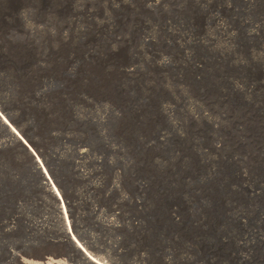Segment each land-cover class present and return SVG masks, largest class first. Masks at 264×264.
<instances>
[{"label": "rangeland", "instance_id": "374dc122", "mask_svg": "<svg viewBox=\"0 0 264 264\" xmlns=\"http://www.w3.org/2000/svg\"><path fill=\"white\" fill-rule=\"evenodd\" d=\"M0 100L106 258L264 264V0H0ZM4 138L0 264L56 259L51 199Z\"/></svg>", "mask_w": 264, "mask_h": 264}, {"label": "bare ground", "instance_id": "6f19581e", "mask_svg": "<svg viewBox=\"0 0 264 264\" xmlns=\"http://www.w3.org/2000/svg\"><path fill=\"white\" fill-rule=\"evenodd\" d=\"M2 101V100H0ZM6 104V103H5ZM4 103L0 102V131L3 133V135L5 136L2 144L4 147L7 148V150L10 152H18L20 150H22V152H24V154H28V156H30V159L32 160V164L35 168H37L38 172H39V176L40 179L42 180L41 182V186L42 189L44 191L47 192L48 196L50 197V201L54 206V217H55V222L57 223L56 227H51L52 228V232L51 230H49L51 232L50 237H53L56 239V246H58L59 248V252L57 253L56 251H53L54 253L56 252L57 254H53L54 257H56V259L51 257H44V254L47 253L45 252L43 253H38V252H31L26 250L25 254L26 256H29V258H27L26 256L22 257L19 256V254L16 253V251H10L11 252V258L8 260V258L6 260H8L7 263L9 264H45L44 259L47 258L46 260V264H53L54 262L57 264H119L115 261H112L108 258H106L105 256H103L99 251L101 250L98 245L95 243V241L93 240V238L89 235H87L84 231L81 230V227H79L80 224V216L78 215V212L76 211V203H75V199L72 197L68 200H65L62 196H60V192L59 189L57 188V186L55 185L53 179L51 178L48 170L46 169L45 165L43 164V162L40 159V156L37 155L36 151L31 147V145L26 141V139L23 137L22 134H28V127L25 124H19L16 120H15V116H13V114H10L7 110H6V105ZM8 108V107H7ZM13 122V123H12ZM13 124H15V127ZM29 135V134H28ZM27 135V136H28ZM29 137V136H28ZM28 139V138H27ZM30 140V139H29ZM32 142V139L30 140ZM34 143V142H33ZM20 148V149H19ZM21 152V151H20ZM19 152V153H20ZM18 153V154H19ZM21 154V153H20ZM23 154V153H22ZM253 165V164H252ZM244 166V165H243ZM242 166V167H243ZM251 166V165H250ZM247 167V166H246ZM245 167V168H246ZM260 167V166H259ZM251 168V167H250ZM255 168V167H254ZM264 168V167H263ZM247 169V168H246ZM249 169V167H248ZM241 170V169H240ZM245 172V169H243ZM243 172V173H244ZM242 173V172H241ZM240 174V173H239ZM246 175V173H245ZM244 175V176H245ZM243 177V176H242ZM44 180V181H43ZM247 180V179H246ZM247 183V182H246ZM247 185V184H246ZM256 185V184H255ZM258 186V185H257ZM250 187V186H249ZM252 188V187H251ZM261 188V187H257ZM257 189H254L253 191H256ZM246 190V188H245ZM261 191L262 190H258ZM264 191V189H263ZM247 193H251L250 191ZM256 194V192H255ZM259 194V192L257 193ZM251 195V194H250ZM249 195V196H250ZM254 195V194H253ZM251 195V197L253 196ZM256 196V195H255ZM258 196V195H257ZM253 198H255L253 196ZM47 202V201H46ZM249 207V206H248ZM255 207V206H254ZM253 208V207H252ZM258 209V208H256ZM262 209V208H261ZM246 210V209H245ZM249 210V209H248ZM247 210V211H248ZM255 210H253V213L255 215ZM257 211L260 212V209H258ZM240 212V211H239ZM246 212V211H245ZM258 212V213H259ZM242 213V212H241ZM240 213V214H241ZM248 212H246L245 214H247ZM251 213V211H250ZM257 213V212H256ZM261 213V212H260ZM259 213V214H260ZM263 214V213H262ZM235 215V214H234ZM233 215V216H234ZM239 215V214H238ZM242 215V214H241ZM240 215V217H241ZM252 215V214H251ZM237 216V215H235ZM248 216V215H247ZM253 216V215H252ZM257 216V215H256ZM259 216V215H258ZM244 217V215H243ZM260 217V216H259ZM239 218V217H238ZM245 218V217H244ZM247 218V217H246ZM250 218V217H249ZM262 218L264 219V215L262 216ZM237 219V218H236ZM241 219V218H240ZM251 219V218H250ZM249 219V220H250ZM257 219V218H256ZM259 219V218H258ZM261 219V218H260ZM260 220L261 222L264 223V221ZM244 221V219H242ZM241 221V222H243ZM240 222V221H239ZM249 223V222H248ZM246 224V223H244ZM251 228V227H250ZM257 228V227H256ZM259 228V227H258ZM264 228V227H262ZM50 229V227H49ZM248 229V228H247ZM252 229V228H251ZM260 229V228H259ZM246 230V229H245ZM253 230V229H252ZM263 230V229H261ZM251 231V230H250ZM258 231V230H257ZM257 231H255V235H253V237L255 238L256 242L260 243V245H262L261 243L264 244V234L262 233H258ZM240 232V231H239ZM262 232V231H261ZM248 233V232H247ZM253 233V232H252ZM247 235V234H246ZM49 236V235H48ZM232 237V235H231ZM240 237V235H239ZM251 237V236H250ZM241 238V237H240ZM243 239L245 237H242ZM249 238V237H248ZM234 239V236H233ZM238 239V238H236ZM242 239V240H243ZM252 239V238H251ZM239 240V239H238ZM245 243L244 245L248 247L249 244H246L247 238L245 239ZM249 240V239H248ZM253 240V239H252ZM221 241V240H220ZM231 241V240H230ZM229 241V242H230ZM233 241V240H232ZM235 241V239H234ZM237 241V240H236ZM250 241V240H249ZM244 242V241H243ZM253 242V243H256ZM224 243V242H223ZM235 244H237V242H234ZM233 243V245H235ZM252 243V242H251ZM252 243V244H253ZM238 245V244H237ZM241 245V244H240ZM239 245V247H240ZM251 245V244H250ZM257 246V244H255ZM259 245V246H260ZM231 247V246H230ZM233 247V246H232ZM235 247V246H234ZM241 247L244 248L243 244L241 245ZM240 247V248H241ZM264 247V245H263ZM238 248V247H237ZM252 248V247H251ZM256 248V247H255ZM245 249V248H244ZM249 249V248H248ZM241 250V249H240ZM8 251V253H9ZM235 251V250H234ZM245 251H247L245 249ZM244 251V253H245ZM250 251V250H249ZM253 251V250H252ZM262 251V250H261ZM228 252V250H227ZM226 252V253H227ZM260 252V251H259ZM229 253V252H228ZM235 253V252H234ZM250 253V252H249ZM51 254V253H50ZM231 254V253H230ZM239 254V253H238ZM263 254V253H260ZM24 255V254H23ZM243 255V254H241ZM239 255V256H241ZM259 255V254H257ZM57 256H61L60 258H57ZM65 256V257H64ZM229 256V255H228ZM226 256V257H228ZM234 256V254H233ZM238 255L235 256L236 259L239 258L241 262L243 261H248V259L244 260V258L239 257ZM245 256V255H244ZM248 256V255H247ZM246 256V257H247ZM251 256V255H250ZM249 256V257H250ZM260 256V255H259ZM31 257V258H30ZM231 257V255H230ZM229 257V258H230ZM256 257V256H255ZM37 258V259H36ZM233 258V257H232ZM261 258V257H260ZM251 259V258H250ZM258 264V261L261 262L262 260L255 258ZM223 260V259H222ZM226 260V258H225ZM238 260V259H237ZM237 260L235 261V263L237 262ZM254 260V259H252ZM264 260V259H263ZM217 261V260H216ZM221 261V259L219 260V262ZM230 261V259H229ZM228 261V262H229ZM216 263V264H221V263ZM232 262V261H231ZM250 262V261H249ZM6 263V264H7ZM239 263V262H237ZM263 263V262H262ZM252 264V263H251Z\"/></svg>", "mask_w": 264, "mask_h": 264}]
</instances>
